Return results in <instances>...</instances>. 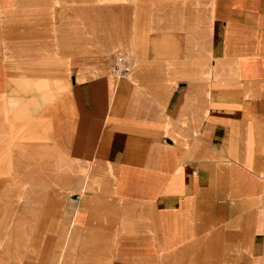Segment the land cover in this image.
Listing matches in <instances>:
<instances>
[{
  "label": "crops",
  "instance_id": "crops-1",
  "mask_svg": "<svg viewBox=\"0 0 264 264\" xmlns=\"http://www.w3.org/2000/svg\"><path fill=\"white\" fill-rule=\"evenodd\" d=\"M1 171L0 264H264V0H0Z\"/></svg>",
  "mask_w": 264,
  "mask_h": 264
},
{
  "label": "rangeland",
  "instance_id": "rangeland-1",
  "mask_svg": "<svg viewBox=\"0 0 264 264\" xmlns=\"http://www.w3.org/2000/svg\"><path fill=\"white\" fill-rule=\"evenodd\" d=\"M129 58L132 60L133 66L135 67V58L134 57H129ZM158 59L161 60V62H165V63L167 62V57H159ZM176 59H178V58H176ZM34 91H36V89H34ZM50 95L51 96L55 95V90H54V94L51 93ZM49 172L51 174V170H49ZM0 173L3 174L4 172L1 171ZM42 186H43V189H45V190H42ZM25 188H26L25 185L17 186V185L9 184V183H3V184L0 183V204L8 206V204H10V201H9L10 195L16 191L18 193L22 192V194H23L25 192ZM32 192H33V194H39L41 192L53 193V194H55L54 198L56 199V200H53L51 202H48L49 204H54V206L52 207V209L54 211H51L48 215L50 217L42 218L41 214H40L41 213L40 208L42 206L41 204H44L45 202H42L39 199H35L36 196H34V200L32 201V204H33L32 216L30 218H27V220L31 221V225L33 226V233H31L33 237L40 235V233L37 232L40 229V225H55V224H61V223L65 224L66 218L64 217V219H63L62 216H60V215L57 216L56 215L57 208L55 207V205L57 203H60V200H61V197L60 196L56 197V194L66 192V190L63 187H58L56 185L44 186V185H40V184H34L32 186ZM25 219L26 218L24 216H22V217L19 216L16 218L9 216L8 212H4V213L0 214V225L5 226L3 229L4 232H0V245L1 246H3V243H4V246L8 247L9 241H15L16 240L15 235H17V237H18V239H17L18 242H23V244L20 245L22 247V250H24L25 246L27 248L29 246H31V243L28 241V238L27 239L24 238L27 234H25V233L12 234V233H9V231H8L9 225L14 224L15 221L17 222V225L25 224ZM35 230H37V231H35ZM52 235H55V233H52ZM12 239H14V240H12ZM25 241H27V243ZM34 242H35V239H34ZM32 246L35 247V244H32ZM7 260H11L14 262L15 258L10 259L8 257ZM11 264H15V263H11Z\"/></svg>",
  "mask_w": 264,
  "mask_h": 264
},
{
  "label": "built area",
  "instance_id": "built-area-1",
  "mask_svg": "<svg viewBox=\"0 0 264 264\" xmlns=\"http://www.w3.org/2000/svg\"><path fill=\"white\" fill-rule=\"evenodd\" d=\"M132 68L131 60L128 56L117 54L114 58L112 71L118 78H126L130 75ZM264 185V177L262 178ZM261 205L264 208V189L262 192Z\"/></svg>",
  "mask_w": 264,
  "mask_h": 264
}]
</instances>
